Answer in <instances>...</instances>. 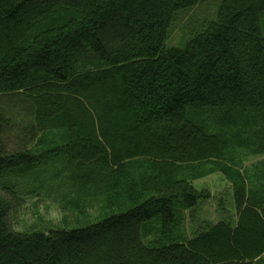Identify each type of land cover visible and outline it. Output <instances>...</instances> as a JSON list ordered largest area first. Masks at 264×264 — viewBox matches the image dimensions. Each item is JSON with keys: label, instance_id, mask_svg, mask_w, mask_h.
<instances>
[{"label": "trees", "instance_id": "trees-1", "mask_svg": "<svg viewBox=\"0 0 264 264\" xmlns=\"http://www.w3.org/2000/svg\"><path fill=\"white\" fill-rule=\"evenodd\" d=\"M202 1L0 0V264H264V162L240 156L264 155V0H222L171 45ZM65 158V226L19 231L38 190L3 174ZM216 171L237 218L189 237Z\"/></svg>", "mask_w": 264, "mask_h": 264}, {"label": "rangeland", "instance_id": "rangeland-1", "mask_svg": "<svg viewBox=\"0 0 264 264\" xmlns=\"http://www.w3.org/2000/svg\"><path fill=\"white\" fill-rule=\"evenodd\" d=\"M221 2L222 0H203L192 9L181 10L171 26L168 42L177 48H182L189 37L201 32L206 25L216 20ZM240 156H243L241 173L247 172L248 175L253 173V169L258 167L259 163L264 162V155H248L247 150H243ZM68 168L69 163L65 158L41 166L32 175L23 174L19 176L18 172H15L19 171L17 169L10 170L12 172L5 171L3 180L15 184L16 189L21 192L27 193L33 189L38 190L33 195L26 194L23 215L17 225L19 231L24 232V230H29L35 226L42 229L51 228V223L54 226H65L60 201L64 197L65 191L69 190L68 185H66L68 181L65 179ZM194 183L199 190H207L212 198L201 202L194 210L183 213L181 229L184 233L191 237L193 230L202 223L213 224L224 219L234 224L237 218V206H235L232 193L233 186L226 176L216 171ZM181 204L179 202L176 207L178 214L181 210ZM86 211L89 220L93 221L97 218L98 210L95 206H90ZM79 221L83 222L81 218Z\"/></svg>", "mask_w": 264, "mask_h": 264}]
</instances>
